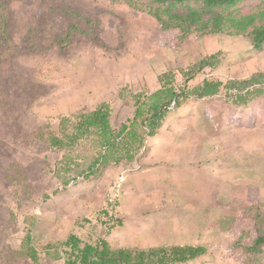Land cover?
<instances>
[{
  "label": "rangeland",
  "instance_id": "374dc122",
  "mask_svg": "<svg viewBox=\"0 0 264 264\" xmlns=\"http://www.w3.org/2000/svg\"><path fill=\"white\" fill-rule=\"evenodd\" d=\"M0 1V264H63L44 247L71 233L113 249L206 247L184 264H264L240 249L254 231L247 211L264 204V95L244 105L223 87L264 75V49L242 35L181 37L113 0ZM202 59L216 64L190 76ZM164 73L177 88L222 86L172 108L133 166L64 186L47 142L61 116L106 102L118 129ZM28 230L37 262L22 248Z\"/></svg>",
  "mask_w": 264,
  "mask_h": 264
},
{
  "label": "trees",
  "instance_id": "16d2710c",
  "mask_svg": "<svg viewBox=\"0 0 264 264\" xmlns=\"http://www.w3.org/2000/svg\"><path fill=\"white\" fill-rule=\"evenodd\" d=\"M113 1L145 12L156 19L163 30L179 32L181 37L193 33L242 35L250 38L256 50L264 49V0ZM3 6V2L0 3V37L6 39L7 18ZM215 64L202 59L199 66L188 74L193 77L197 70ZM159 82L161 86L154 92L133 95L132 117L118 129L111 124L110 106L106 102L92 110L61 116L57 130L49 133L47 142L51 150L62 153L55 172L64 186L79 178L96 179L109 166H133L145 151L148 138L160 131L172 108L179 107L181 100L188 97L202 99L217 95L222 86L221 82L204 81L193 89L177 88L167 73L159 77ZM223 87L235 90L234 102L246 105L264 95V75H253L242 81L231 80ZM247 213L254 235L248 231L244 237H247L248 244L239 245L251 259L258 261L264 256V204H258ZM22 246L32 261L39 260L30 230ZM44 248L48 257L63 259V264H184L207 251L204 245L190 244L148 250L138 247L113 249L104 238L94 244L86 243L74 233L61 243L48 244Z\"/></svg>",
  "mask_w": 264,
  "mask_h": 264
},
{
  "label": "crops",
  "instance_id": "0c3cea01",
  "mask_svg": "<svg viewBox=\"0 0 264 264\" xmlns=\"http://www.w3.org/2000/svg\"><path fill=\"white\" fill-rule=\"evenodd\" d=\"M174 161V160H173ZM175 163H177V159H176V161H174ZM183 164H185V160L183 161Z\"/></svg>",
  "mask_w": 264,
  "mask_h": 264
}]
</instances>
